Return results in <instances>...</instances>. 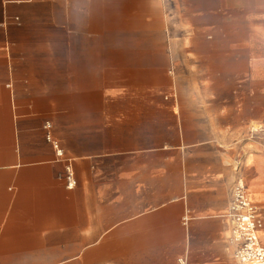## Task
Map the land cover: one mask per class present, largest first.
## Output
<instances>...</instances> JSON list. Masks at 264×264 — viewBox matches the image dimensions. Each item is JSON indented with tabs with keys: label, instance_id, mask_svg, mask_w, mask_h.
I'll return each instance as SVG.
<instances>
[{
	"label": "crops",
	"instance_id": "1",
	"mask_svg": "<svg viewBox=\"0 0 264 264\" xmlns=\"http://www.w3.org/2000/svg\"><path fill=\"white\" fill-rule=\"evenodd\" d=\"M238 179L264 0H0V264H238Z\"/></svg>",
	"mask_w": 264,
	"mask_h": 264
},
{
	"label": "built area",
	"instance_id": "2",
	"mask_svg": "<svg viewBox=\"0 0 264 264\" xmlns=\"http://www.w3.org/2000/svg\"><path fill=\"white\" fill-rule=\"evenodd\" d=\"M47 127H50L49 123ZM55 147L58 154L63 155L57 143ZM229 215L234 222L231 241L236 245L234 257L238 264H264V245L259 235L260 229L264 227V219L249 199L243 179L235 182Z\"/></svg>",
	"mask_w": 264,
	"mask_h": 264
}]
</instances>
